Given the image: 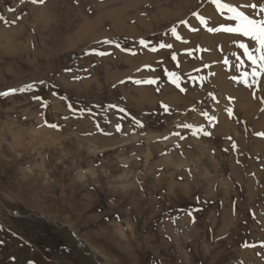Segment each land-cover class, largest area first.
Wrapping results in <instances>:
<instances>
[{
	"label": "rangeland",
	"instance_id": "374dc122",
	"mask_svg": "<svg viewBox=\"0 0 264 264\" xmlns=\"http://www.w3.org/2000/svg\"><path fill=\"white\" fill-rule=\"evenodd\" d=\"M221 3L264 18V0ZM229 16L213 0H0V92L34 85L0 96V246L31 264H264V73L245 87L239 43L255 42L208 31Z\"/></svg>",
	"mask_w": 264,
	"mask_h": 264
},
{
	"label": "snow or ice",
	"instance_id": "6c2138e0",
	"mask_svg": "<svg viewBox=\"0 0 264 264\" xmlns=\"http://www.w3.org/2000/svg\"><path fill=\"white\" fill-rule=\"evenodd\" d=\"M32 3H39V4H43L44 0H31ZM213 2L216 4L218 9H227V11L230 13L229 16V20L234 21L235 23H229L227 25L221 24L219 27H210L208 28L209 32H217V31H223L226 33H235V34H239L242 37H247L250 39V41L255 42V47L252 48L250 50L249 46L246 45L245 43H239V48L243 49L244 54L248 57V59L251 61L253 68H252V72L249 74L247 72L243 73L240 79V82H242L245 87L248 88H252L253 85H260V80L259 77L261 76L262 73H264V18L261 19H256L253 18L250 15H247L245 13V11L240 10L238 7L236 6H232L230 4H225V3H221V0H213ZM251 8H256L257 5L256 4H252L250 5ZM259 7L261 9L262 12H264V3H260ZM194 16H197V13H193ZM200 19V22L203 24L205 23V19L203 16H199L198 17ZM181 24H186L187 21H181ZM173 35L176 34V29L175 27H173L171 29ZM179 39V37H177ZM105 43H112L111 40H105ZM140 43L143 45L145 44V41L143 39H141ZM117 47H119V44L116 45ZM165 45H161V47H164ZM167 47L171 48V45H167ZM125 51H128V49H124ZM92 51H95V49H93ZM152 51H156L155 48L152 49ZM257 53V54H254ZM99 55H106L107 53H97ZM173 59L176 58L175 53H173L172 56ZM225 64L228 63L227 60L224 61ZM257 68H259V71L257 70ZM65 71H72V69H66ZM86 71V70H85ZM170 81L175 84L177 87H180L179 84V76L177 75V73L175 72H168L167 73ZM250 77V78H249ZM74 80H80L83 79V77L80 76H74L73 77ZM233 80H237V77H232ZM136 84H141V83H147V84H153L155 83V80L153 79H147V80H136L134 81ZM40 83H43V81H41ZM121 83H123V81H121ZM33 84H28L25 86H22L20 88H12V89H8L5 92H0V96H7L10 93H15V92H25L28 91L30 89L33 88ZM181 91H184L183 88L180 89ZM253 95H255V93H253ZM215 99V97H213ZM34 99L37 100H42L41 97H34ZM61 99H67V97H61ZM262 102H264V100H262ZM42 106L47 107V102H43ZM109 107H116V105H109ZM162 107L164 108V110L167 112L169 111V107L166 104H162ZM68 108L71 110L73 108V106L71 104L68 105ZM120 111H124V109H120ZM229 116L233 115L232 109H227ZM202 115L205 116L210 122L215 120L216 117L215 116H210L208 112H202ZM137 124H139V121H135ZM51 127H57V125L53 124L50 125ZM142 126V125H141ZM183 128L186 129H193V134H195L196 131H200L203 132L204 135H210V133L204 131L203 126H200L199 128H195L193 125L191 124H182L179 125ZM119 125H117V130H119ZM176 136H180V133H173ZM257 135L260 136H264V132L262 133H257ZM165 139H167V137H164ZM181 139L183 137H180ZM228 139H231L230 137ZM232 147L233 149H235L237 147V145L235 144V142L232 143ZM244 246H249L247 244H245ZM262 246H264V242H262ZM31 264V262H30Z\"/></svg>",
	"mask_w": 264,
	"mask_h": 264
},
{
	"label": "bare ground",
	"instance_id": "6f19581e",
	"mask_svg": "<svg viewBox=\"0 0 264 264\" xmlns=\"http://www.w3.org/2000/svg\"><path fill=\"white\" fill-rule=\"evenodd\" d=\"M66 28V27H65ZM58 30V29H57ZM66 30V29H65ZM44 32V31H43ZM52 31L50 30V28H47L46 29V32H44L43 33V39H42V42H43V44H42V48L40 49L42 52H44V51H51L52 50V48L54 49V43L53 42H51V43H48V40H49V35H50V33H51ZM52 34V33H51ZM58 34H60L61 35V33H58ZM57 34V35H58ZM32 35H34V34H32ZM61 36H63V35H61ZM40 37V36H39ZM34 39V38H33ZM36 40V39H35ZM51 40H53V39H51ZM59 40V39H58ZM41 41V40H40ZM21 45V44H20ZM39 45V44H38ZM40 48V47H39ZM20 49V50H19ZM17 51H15V52H17V54H13V55H15L16 57H17V60H19L20 59V57L22 56V53H23V51H25L24 49H25V47H21V48H19ZM38 49V48H37ZM41 52V53H42ZM3 54V53H2ZM15 56H14V58H15ZM23 57V56H22ZM28 57V56H27ZM35 59V58H34ZM17 60H15V61H17ZM21 60V59H20ZM12 64H14V63H12ZM5 65V64H4ZM10 66V65H9ZM11 67H13V66H10V67H6V66H4L2 69H8V68H11ZM1 70V69H0ZM9 71V70H8ZM3 74V73H2ZM142 90V89H141ZM145 94V93H144ZM146 96V95H145ZM144 98V97H143ZM146 98V97H145ZM183 104V103H182ZM1 236H3L4 237V234L3 233H0V237ZM18 242H16V241H14V240H11V245L10 246H6V244L5 245H2V246H0V257L2 258V260H4V258L6 257V255H7V257H9V256H13V258L15 257L16 259H17V262H19V263H23V262H26L25 264H29L30 263V261H31V258H30V256H32V254L30 253V252H28L29 250L27 249V248H25V247H20V248H17L18 247V244H17ZM28 250V251H27ZM9 255V256H8ZM35 258V257H34ZM37 258V257H36ZM12 259V258H11ZM7 260V259H6ZM10 262V261H9ZM18 263V264H19Z\"/></svg>",
	"mask_w": 264,
	"mask_h": 264
}]
</instances>
